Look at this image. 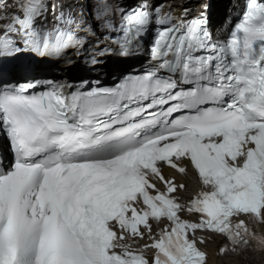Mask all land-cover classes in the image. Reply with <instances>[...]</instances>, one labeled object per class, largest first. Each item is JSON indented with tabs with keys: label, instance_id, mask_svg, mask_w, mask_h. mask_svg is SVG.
Here are the masks:
<instances>
[{
	"label": "snow or ice",
	"instance_id": "snow-or-ice-1",
	"mask_svg": "<svg viewBox=\"0 0 264 264\" xmlns=\"http://www.w3.org/2000/svg\"><path fill=\"white\" fill-rule=\"evenodd\" d=\"M175 7L0 0V264H208L205 232L264 254V0L223 39L210 3ZM142 42L154 63L111 87L96 54L80 87L16 76L86 48L122 72Z\"/></svg>",
	"mask_w": 264,
	"mask_h": 264
},
{
	"label": "bare ground",
	"instance_id": "bare-ground-1",
	"mask_svg": "<svg viewBox=\"0 0 264 264\" xmlns=\"http://www.w3.org/2000/svg\"><path fill=\"white\" fill-rule=\"evenodd\" d=\"M201 4H205L207 0H201ZM239 0H225L223 2H219L217 0H212L210 4L212 5L211 12L214 14V23H215V32L225 33V25L226 20L231 18L236 6L238 5ZM93 50V49H91ZM90 50L87 48L83 50L80 54H76L74 51H69L65 57H63L59 62L50 63V64H40L34 65L27 70H18L16 72V76L21 79L22 73L28 71L33 75H42L44 77H51V78H60L66 79L67 81H72L73 84H80L79 79H73V74H70L69 69V62L73 64L79 65H86L89 64V60L87 59V55L89 54ZM144 55L140 54V56L132 61L126 60L120 68L123 71L128 70L129 68L133 67L134 65H142ZM101 61V64L107 65V67H97L95 70L87 73L85 75V79L87 80H94V79H105L108 80L111 78L115 73H120L121 71H113L111 74L109 73L110 68H115L116 65L112 63V59L109 57H100L98 58ZM90 66V64H89ZM5 141L3 140L2 136H0V159H10L9 152L6 151L4 147ZM168 170H166L167 172ZM195 185H190L189 193L192 191V188ZM184 195H188V193H184ZM261 229L264 230V225L261 226ZM212 241L205 245V250L208 252V264H246L245 261L241 260L239 257L233 259H225L216 254L217 250V243H218V236H211Z\"/></svg>",
	"mask_w": 264,
	"mask_h": 264
},
{
	"label": "rangeland",
	"instance_id": "rangeland-1",
	"mask_svg": "<svg viewBox=\"0 0 264 264\" xmlns=\"http://www.w3.org/2000/svg\"><path fill=\"white\" fill-rule=\"evenodd\" d=\"M97 53V52H96ZM11 158V157H10Z\"/></svg>",
	"mask_w": 264,
	"mask_h": 264
}]
</instances>
